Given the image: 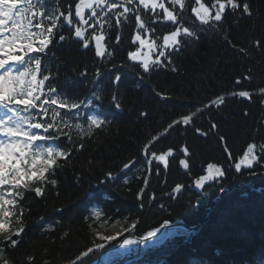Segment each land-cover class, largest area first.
<instances>
[{"label":"trees","instance_id":"16d2710c","mask_svg":"<svg viewBox=\"0 0 264 264\" xmlns=\"http://www.w3.org/2000/svg\"><path fill=\"white\" fill-rule=\"evenodd\" d=\"M193 1L184 12V23L197 31L198 42L174 53L171 65L165 61L164 65L152 67L149 73H143L138 67L135 71L138 77H144L142 81L137 76L131 78L121 73L123 78L118 85H112L111 80L103 82L106 88L101 91V98L113 106L114 122L97 130L90 139L81 141L78 135L74 142L83 143V149H74L66 162L61 161L55 175L49 176V179L57 180V185L47 186L41 197L33 191L25 196L22 204L25 231L21 234L19 246L6 253L13 264H27V256L35 257L34 264H44V261L68 264L80 252L99 243L95 231L103 220L109 223L121 220L130 227L131 233L139 236L160 227L164 221H168L167 224L204 223L226 188L264 171V159L252 170L234 171L224 145L218 139V134L226 137L234 161L243 154L248 143L264 142V96L257 94L248 99L230 95L239 91L258 92L264 88V0H248L251 17L240 10L232 12L229 9L221 22L208 25L200 24L192 16ZM141 14L149 28L156 29L155 34L163 35L173 28L162 20L153 24L150 13ZM118 30L124 36L121 41L125 40L129 45L137 31L134 16H130L129 23L122 24ZM142 35L147 36L146 33ZM257 40L262 42L259 48L255 45ZM127 52H117L115 59L125 62ZM59 57L64 66V77L78 76L84 70L94 76L96 69L100 68L92 51L66 48ZM172 67L177 71H172ZM245 76L251 79L245 80ZM237 78L241 83H236ZM114 92L123 101L122 110L114 108L111 101ZM220 95L225 96L224 103L220 106L211 104ZM206 104L209 106L198 113L190 125L180 124L169 129L149 146V156H143V145L152 136L162 133L173 120ZM140 112H146L147 116H140ZM213 122L218 125V134L210 131ZM196 127L209 134L196 133ZM183 146H188L192 154L191 175L179 165V160L185 158L179 152ZM169 147L177 153L176 158H170L167 170L159 164L160 174L157 176L158 162L149 165L147 160L152 151L159 154ZM133 160L136 163L128 170L127 178L122 177L110 184L105 174L112 172L117 176L123 172V165ZM210 162L221 165L226 177L220 183L196 188L194 179L205 173ZM149 169V187L143 197L138 198L137 193ZM176 183L185 185L179 194L171 191ZM98 187H102V191ZM92 190L100 195L98 199L88 201V193ZM153 192L156 198L150 201ZM96 199L104 211L101 222L95 221L89 212ZM41 216L47 223L38 225L36 222ZM85 217L90 218L86 220ZM133 221L135 227H131ZM49 223L55 226V230H46ZM167 237L157 246L143 249L129 264H230L252 260L255 255L264 253V177L256 178L226 198L205 226L189 232L172 231ZM98 254L94 252L81 264L91 263Z\"/></svg>","mask_w":264,"mask_h":264},{"label":"snow or ice","instance_id":"6c2138e0","mask_svg":"<svg viewBox=\"0 0 264 264\" xmlns=\"http://www.w3.org/2000/svg\"><path fill=\"white\" fill-rule=\"evenodd\" d=\"M189 3L191 0H78V2L74 0V10L69 6L66 11H62L61 0H0V264H13L6 253L21 243L25 225L22 220L24 209L20 201L23 200L24 193L33 191L37 197H41L47 186L57 185V180L49 179V176L55 175L61 161L66 162L74 149L82 150L84 147L83 143L74 142L73 130L79 134L82 141L85 138H92L107 122L101 115L81 113L85 102L83 100L77 102L75 97L69 95L68 88L72 85L58 87L52 83L53 73L44 66L43 60L51 51L50 45L54 44L55 38L58 36L59 42L70 39L60 34L67 27L83 49H88L94 41L95 56L102 59L106 56L111 57L113 52L108 50L109 46L105 41L107 32L113 27V19L115 27L120 29L122 24L129 23L130 16H134L137 31L132 41L138 42L139 47L135 51H129L127 56L129 60L139 62L143 73H149L152 67L164 65L165 61L167 65H171L174 53H179L182 48L199 41L197 31L191 26H185L184 23V12ZM195 4L198 6L191 7V12L202 25L221 22L226 10L229 9L232 12L240 10L243 14L252 16L248 0H243L242 3L240 0H213L210 7L202 0H195ZM212 9H215L214 15ZM85 10H88L87 16ZM142 12L152 15L153 24L162 20L173 26V30L162 35V44L158 43L161 37L155 35L156 29L149 28L148 22L142 18ZM142 33H146L147 36ZM120 43L121 35L118 32L115 44ZM261 43L260 40L255 41L256 47L259 48ZM142 49H147V52H142ZM152 53H156L155 59L152 58ZM117 67L113 64L107 72L97 68L94 83L98 85L103 76L112 74V69ZM172 71L177 69L172 67ZM80 75L85 76L86 70ZM122 78V74L116 72L112 75L110 83L118 85ZM138 78L142 81L144 77L140 75ZM244 79L251 78L245 76ZM236 83H241L239 78ZM257 94L264 96V88H260L258 92L230 93L248 99ZM93 95L96 100L101 99L95 93ZM111 101L116 110H122L123 101L118 93L111 94ZM224 101L225 96L220 95L211 101V104L220 106ZM88 104L91 105L92 102L89 101ZM208 106L206 104L198 107L195 112L173 120L162 133L152 136L143 145L142 153L148 157L149 146L159 136L166 134L174 126L190 125L193 118ZM244 114L247 115V111ZM139 115L146 117L147 113L140 112ZM210 131L218 134V125L211 123ZM195 132L202 136L209 134L199 127L195 128ZM62 138L68 142L66 150L59 143ZM218 139L224 145L229 159H232L226 137L218 134ZM179 152L185 157L179 160V165L191 175L192 154L189 147L183 146ZM176 155L171 147L159 154L152 151L147 163L151 165L153 161L158 162L156 175L159 176V164L167 170L170 167V158L175 160ZM261 159H264V142L260 144L251 142L247 144L246 150L233 166L239 172L242 167L252 168L254 163L259 164ZM132 164L134 160L125 163L123 169H128ZM150 175L151 169L143 178V186L137 193L138 198H142L149 187ZM224 175L225 169L222 166L210 162L206 166V174L196 177L193 183L196 188L203 189L207 181ZM105 176L109 180L115 179L112 172H107ZM184 188V184L176 183L171 191L181 193ZM155 198V192L151 193L149 200ZM140 206L143 207V204ZM57 211L60 212L62 209ZM90 216L95 221H100L103 211L95 208ZM89 218L85 217L86 220ZM41 222L47 223L45 217H39L36 223L39 225ZM164 223L167 224L168 221ZM135 224L133 221L131 227H135ZM46 230L53 231L55 226L49 223ZM155 231H149L147 236H154ZM64 235L67 236L68 233L65 232ZM96 236L105 242L115 239V236H104L99 232H96ZM131 243L132 240H124V244ZM103 246L102 243H96L93 247H88L68 264H81L84 258ZM25 259L27 264H34L35 257L27 256ZM44 264L49 262L44 261Z\"/></svg>","mask_w":264,"mask_h":264},{"label":"rangeland","instance_id":"374dc122","mask_svg":"<svg viewBox=\"0 0 264 264\" xmlns=\"http://www.w3.org/2000/svg\"><path fill=\"white\" fill-rule=\"evenodd\" d=\"M217 178H220V177H217ZM127 230H128V228L125 227V225H123L122 222L117 221L110 227L102 226L97 232L101 233L104 236H115V239H117V238H120L121 236H123V234H125V232H127ZM117 233H119V235H117ZM128 240H130V239H128ZM111 241H113V240H111ZM132 241H133V243H131V244H125V245L120 246L117 249H115L116 251L113 250L112 251L113 254L114 253L119 254L122 252H129L132 248H134L136 246L135 245L136 241L135 240H132ZM107 242H109V241H107Z\"/></svg>","mask_w":264,"mask_h":264},{"label":"bare ground","instance_id":"6f19581e","mask_svg":"<svg viewBox=\"0 0 264 264\" xmlns=\"http://www.w3.org/2000/svg\"><path fill=\"white\" fill-rule=\"evenodd\" d=\"M108 258H109V256H108V255H105V256H103V261H107V260H108Z\"/></svg>","mask_w":264,"mask_h":264}]
</instances>
